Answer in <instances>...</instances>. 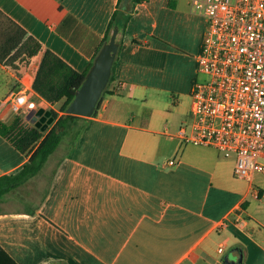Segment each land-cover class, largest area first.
Segmentation results:
<instances>
[{"label":"crops","instance_id":"crops-1","mask_svg":"<svg viewBox=\"0 0 264 264\" xmlns=\"http://www.w3.org/2000/svg\"><path fill=\"white\" fill-rule=\"evenodd\" d=\"M118 4L0 0V9L83 72ZM205 29L192 0L135 6L102 105L58 160L41 197L39 180L63 145L41 173L0 201V246L18 264H223L233 248L241 249V264H264V175L252 182L235 176V157L181 141L176 132L184 121L163 120L157 107L156 94L180 76L165 70L172 56L188 65L184 78L197 74ZM37 69L18 77L0 63V122L20 117L35 125L27 117L40 108L61 114L62 102L51 105L33 90ZM21 92L27 104L17 114L9 97ZM28 161L0 133V177ZM10 197L22 208L2 209Z\"/></svg>","mask_w":264,"mask_h":264},{"label":"built area","instance_id":"built-area-1","mask_svg":"<svg viewBox=\"0 0 264 264\" xmlns=\"http://www.w3.org/2000/svg\"><path fill=\"white\" fill-rule=\"evenodd\" d=\"M192 1L206 22L197 71L208 78L194 84L193 120L176 137L235 157V176L252 182L264 175V0ZM9 99L17 114L27 104L24 92Z\"/></svg>","mask_w":264,"mask_h":264},{"label":"trees","instance_id":"trees-1","mask_svg":"<svg viewBox=\"0 0 264 264\" xmlns=\"http://www.w3.org/2000/svg\"><path fill=\"white\" fill-rule=\"evenodd\" d=\"M123 1L119 0L97 55L104 44L109 41L115 27L120 29L118 39L122 48L123 45L119 36L124 33L132 14L135 12V6L145 0H130L126 10L121 9ZM0 63L18 77H23L34 66L38 65L32 85L33 90L51 105L62 102L61 114L55 110H50L54 121L45 130H43L44 124L40 127L36 125L26 126L25 121L20 117H17L15 122L9 126L0 122V133L11 140L19 151L29 155L28 163L19 171L0 177L1 201L7 194L41 173L60 146H65L68 152L74 148L78 138L83 134L89 118L68 114L66 109L83 84L94 61L85 71H76L0 9ZM107 92L106 90L104 95ZM104 95L94 115L98 113ZM0 264L18 263L0 246Z\"/></svg>","mask_w":264,"mask_h":264},{"label":"water","instance_id":"water-1","mask_svg":"<svg viewBox=\"0 0 264 264\" xmlns=\"http://www.w3.org/2000/svg\"><path fill=\"white\" fill-rule=\"evenodd\" d=\"M129 3L130 0H124L121 9L126 10ZM119 32V27H115L109 41L104 44L94 59L92 68L67 107L66 113L88 118L96 113L113 75V68L120 49ZM51 114L50 110L40 108L32 111L27 119H30L38 127L44 124L43 130H45L54 121ZM242 261L241 249L233 248L225 255L223 264H241Z\"/></svg>","mask_w":264,"mask_h":264},{"label":"rangeland","instance_id":"rangeland-1","mask_svg":"<svg viewBox=\"0 0 264 264\" xmlns=\"http://www.w3.org/2000/svg\"><path fill=\"white\" fill-rule=\"evenodd\" d=\"M195 7V6H194ZM196 9V7H195ZM173 61L170 59V63L166 67V71L170 73L173 71L179 73V78L177 79V83L172 85L170 84L169 88L163 89L161 93H157L158 103L157 107L163 111V120L166 115H171V117H176L177 121H184L185 125L190 124L193 120V98H192V90L194 84L198 82H204L207 80V76L201 73L195 75L194 78H190L189 76L183 77L188 73V65L182 62H179L178 59L174 56ZM174 66V68H173ZM143 111V110H142ZM146 112V111H145ZM66 153V148L62 147L58 150L57 156L53 159L54 161L50 162V170L46 173L44 178L39 180V194L36 192V198H40L42 195V186L47 187L51 172L56 166L60 157ZM22 190H18L17 196L20 197ZM13 199L12 201L7 200L8 203H4L2 205V209L7 210H18L22 208V205L18 201H14V197H10Z\"/></svg>","mask_w":264,"mask_h":264}]
</instances>
